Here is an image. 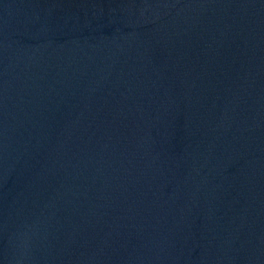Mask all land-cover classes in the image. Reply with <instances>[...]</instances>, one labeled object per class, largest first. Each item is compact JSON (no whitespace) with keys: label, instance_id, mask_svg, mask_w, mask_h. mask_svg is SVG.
<instances>
[{"label":"water","instance_id":"1","mask_svg":"<svg viewBox=\"0 0 264 264\" xmlns=\"http://www.w3.org/2000/svg\"><path fill=\"white\" fill-rule=\"evenodd\" d=\"M0 264H264V0H0Z\"/></svg>","mask_w":264,"mask_h":264}]
</instances>
